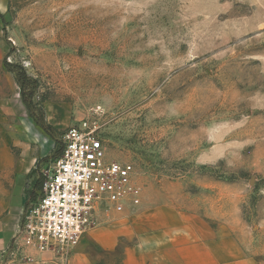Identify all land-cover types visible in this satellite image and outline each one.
<instances>
[{"label": "rangeland", "instance_id": "374dc122", "mask_svg": "<svg viewBox=\"0 0 264 264\" xmlns=\"http://www.w3.org/2000/svg\"><path fill=\"white\" fill-rule=\"evenodd\" d=\"M2 25L39 123L45 103L94 123L144 201L193 206L264 254V0H8Z\"/></svg>", "mask_w": 264, "mask_h": 264}, {"label": "crops", "instance_id": "0c3cea01", "mask_svg": "<svg viewBox=\"0 0 264 264\" xmlns=\"http://www.w3.org/2000/svg\"><path fill=\"white\" fill-rule=\"evenodd\" d=\"M8 0H0V264L27 203L45 178V158L62 143L66 121L61 108L45 103L37 125L16 90L13 73L5 68L7 53L3 19ZM32 194V195H31ZM95 224L81 235L67 264H264L228 224L216 223L193 206L173 199L144 201L122 211L96 209ZM33 264H59L52 251L38 253Z\"/></svg>", "mask_w": 264, "mask_h": 264}, {"label": "built area", "instance_id": "2783aa9c", "mask_svg": "<svg viewBox=\"0 0 264 264\" xmlns=\"http://www.w3.org/2000/svg\"><path fill=\"white\" fill-rule=\"evenodd\" d=\"M41 197L27 203L3 264H33L52 251L67 264L82 233L95 224L96 209L122 211L140 198L131 163L108 158L94 123L81 121L62 134L60 154L45 172Z\"/></svg>", "mask_w": 264, "mask_h": 264}, {"label": "trees", "instance_id": "16d2710c", "mask_svg": "<svg viewBox=\"0 0 264 264\" xmlns=\"http://www.w3.org/2000/svg\"><path fill=\"white\" fill-rule=\"evenodd\" d=\"M22 102L25 105V107L27 108L28 112L31 113V107L29 106L28 103H26V101L24 100V98L22 97ZM37 125H39L42 129H46L42 124H39L38 121L35 119Z\"/></svg>", "mask_w": 264, "mask_h": 264}]
</instances>
